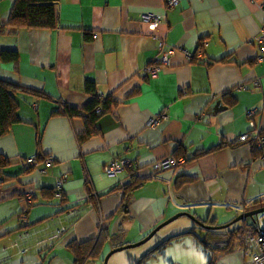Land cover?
I'll return each mask as SVG.
<instances>
[{
	"label": "crops",
	"instance_id": "0c3cea01",
	"mask_svg": "<svg viewBox=\"0 0 264 264\" xmlns=\"http://www.w3.org/2000/svg\"><path fill=\"white\" fill-rule=\"evenodd\" d=\"M262 1L179 0L171 6L170 0H60L55 28L4 29L0 49L16 51L19 61L16 69L0 56V78L20 89V121L0 137V153L11 161L5 169L10 178L0 180V264H77L71 244L98 241L105 220L109 239L97 248L101 257L84 262L104 264L115 241H141L178 212L221 225L264 205V158L238 139L254 125L264 128V61L257 58ZM14 2L0 0V23ZM144 13L160 15V24L150 28ZM170 47H176L170 64L149 76L147 68ZM88 82L95 83L99 98L110 96L113 103L97 120V133L84 138V117L64 107L86 106L92 98ZM162 111L168 117L149 125ZM178 153L186 159L180 165L155 167ZM37 154L38 160L55 158L46 173L25 163ZM119 158L137 161L135 176L146 179L125 208L122 187L129 173L104 171ZM64 173L59 204L54 193L48 197L42 190L54 192ZM90 188L96 194L87 200ZM27 194L33 200L25 212ZM185 217L147 240L136 264L170 238L197 232L198 223ZM199 230L216 240L209 264L249 259L237 244L224 249L218 240L224 235ZM226 255L232 259L221 262Z\"/></svg>",
	"mask_w": 264,
	"mask_h": 264
},
{
	"label": "trees",
	"instance_id": "16d2710c",
	"mask_svg": "<svg viewBox=\"0 0 264 264\" xmlns=\"http://www.w3.org/2000/svg\"><path fill=\"white\" fill-rule=\"evenodd\" d=\"M59 2L60 0H15L6 20L0 23V35L3 33L4 29L8 26L13 28H22V27L49 28V29L55 28L58 25V21H59V14L56 7V5H58ZM189 52L191 53L192 58H188V59L194 58L195 60L197 54L194 55V53H192L191 51ZM0 56L5 61L15 62L17 69L19 56L16 51L0 49ZM86 88L92 95V98L84 108L79 110L78 108H74V107H64V111L69 115L71 116L82 115L84 117L86 124L85 132L83 133L84 138L92 136L93 134L97 133L96 130L97 120L101 115L107 113L110 110V107L113 103L110 96L104 99L98 97L96 93L95 83L88 82ZM19 91L20 89L18 87L0 78V137L7 134L12 128V126L20 121V117L18 113L20 107V101L18 95ZM35 94L39 96H43L42 93H35ZM98 108H101L100 112H97ZM259 128L261 130H264L263 127H259ZM38 142H40V140ZM241 142L250 144L248 141H241ZM207 151L208 150L200 151L197 152L195 155L196 156L203 155ZM181 154L183 153H178L175 156L178 157L181 156ZM39 156H40V159L38 160L39 164L37 165L36 168H39V170L41 171V169L44 166L45 156L42 155ZM158 161L155 162L156 168L158 167L156 166ZM25 163L26 165H28L26 161ZM10 165H11L10 159L5 154L0 153V180H4L5 178H10L5 173V169L8 168ZM158 168L169 169V168H160V167ZM31 169H32L31 167H27V170H31ZM124 171H127L129 173L131 180L125 183V185L122 187V190L124 191L122 208H125L127 206L134 191L146 181L145 178H138L135 176L137 172V165L134 168L126 167ZM113 190H117V189H113ZM42 193L43 195L49 197L53 193L55 194V188H54V192L51 191V189H46V190H42ZM62 203H64V199L60 198L59 204ZM263 214L264 213H261L259 217ZM241 222L242 223L241 224L239 223V225H236L237 223L236 222L235 224H232L229 227L224 228L222 230L221 229L209 230V233L211 235L220 233V235L227 236V240L220 242V245L224 246V249L226 250L227 249L233 250L235 248V245L236 244L238 245L235 238L239 228L248 224L247 220H242ZM105 228H106L105 220H102L100 222L101 234L98 238V241L86 242L82 245L71 244V247H73L75 254L77 255L76 256L77 264H84L86 260L92 257L94 258L98 256L101 257V253H99V250L97 248H99L101 244L103 246L104 242L108 241L109 239V237L107 236V229ZM115 244L116 245L114 247H119L124 245L123 243L117 241H115Z\"/></svg>",
	"mask_w": 264,
	"mask_h": 264
},
{
	"label": "built area",
	"instance_id": "2783aa9c",
	"mask_svg": "<svg viewBox=\"0 0 264 264\" xmlns=\"http://www.w3.org/2000/svg\"><path fill=\"white\" fill-rule=\"evenodd\" d=\"M252 1L256 3L255 0ZM178 2L179 0H170L169 4L171 6H175ZM258 5L260 6L264 14V2L262 1ZM142 19L152 29L156 28L162 20L161 16L156 13H144L142 15ZM262 30H263L262 35L257 37V44L259 49L257 58L260 61H264V23L262 24ZM175 51H176V47H170L164 49L162 51V56L159 62L148 67L146 73L151 77L156 76L158 74L160 67L162 66L161 64L164 65L170 64L171 56L175 53ZM185 54L188 58H192L191 53L188 50H185ZM256 80H255L256 82L255 85H258L259 84L258 82L260 81L259 79ZM100 111L101 108H98L97 112ZM254 112L255 110H250L248 113L249 116H252ZM166 117H168L167 111H162L159 117L150 120L149 125L154 126L158 124L160 118H166ZM238 139L240 141H248L251 147L258 150L260 152V155L264 158V130H261L259 127L254 125L249 132L239 135ZM54 159L55 158L53 155L46 156L44 161V166L41 169V172L46 173L47 170L53 166ZM185 160L186 159L183 156L177 157L175 155H169L168 157L158 161L156 166L160 168H173L180 165ZM26 162L28 163V165L37 166L39 164L38 156L37 155L29 156L26 158ZM136 165L137 163L134 160L119 158L118 160L115 159L111 163L107 164L104 167V171L109 176H115L119 172L124 171L126 167L134 168L136 167ZM67 177H68L67 173H64V174H60L56 179L55 195L58 198H62V199L65 198V194H64L65 182L67 180ZM93 194H96V192H92V189L90 188L86 194V199L89 200L90 196ZM32 200H33V196L27 194V198L25 200L27 207H25V212L29 210L28 202H31ZM70 210L73 211L74 209H70ZM75 211L76 210H74L72 213H74ZM25 217L26 216H24L23 219H25ZM55 236L58 235H54V237ZM235 239L241 251L249 256V259L245 260L244 264H264V225H259L255 222L251 224L248 223L245 226L239 228Z\"/></svg>",
	"mask_w": 264,
	"mask_h": 264
},
{
	"label": "rangeland",
	"instance_id": "374dc122",
	"mask_svg": "<svg viewBox=\"0 0 264 264\" xmlns=\"http://www.w3.org/2000/svg\"><path fill=\"white\" fill-rule=\"evenodd\" d=\"M255 208L257 207H248L246 211ZM243 211H245V209ZM261 216L264 217V214ZM184 217L185 216H180L179 218ZM185 219L188 218L185 217ZM175 220L162 227L163 231H167V227L171 225ZM261 222L264 225V218L261 219ZM239 223L241 224L242 222L238 221L236 225H238ZM247 223L251 224L253 223V220L251 218H248ZM200 232L201 231L197 229V232L195 233L185 235L183 234L174 238H170L171 240L167 244H165L161 249H159L152 255H147V257H145L140 264H209L210 261L215 258V255L211 251L210 245L213 244L216 240L210 239L208 241V239H205V237H202L200 235ZM218 240L224 241L227 240V237L220 236ZM149 243L150 241H147L144 244L115 252L109 258L108 264H116V258L113 257H119V264H136L135 258L136 261L139 260L141 255H143L148 250L147 248L149 247H147V245H149ZM227 259H232V256L226 255L224 257H221V262Z\"/></svg>",
	"mask_w": 264,
	"mask_h": 264
},
{
	"label": "water",
	"instance_id": "95a60500",
	"mask_svg": "<svg viewBox=\"0 0 264 264\" xmlns=\"http://www.w3.org/2000/svg\"><path fill=\"white\" fill-rule=\"evenodd\" d=\"M261 213H264V205L257 207L255 209L252 210H248V211H243L242 213H240L238 216H236L234 219H232L231 221H229L228 223L225 224H221V225H214V224H209L206 223V219H199L196 215H194L193 213H190L188 211H181L178 212L174 215H172L171 217L167 218L165 221H163L162 223H160L157 227H155L146 237H144L141 241L135 242V243H131V244H126V245H122L119 247H114L113 249H111L107 255L104 258V264H108V260L111 257L112 254H114L117 251L126 249V248H130V247H134V246H138L144 242H146L147 240H149L156 232H158L162 227H164L165 225L169 224L170 222H172L173 220L179 218L180 216H188L191 219H193L194 221H196L198 223L199 226L203 227L204 229L207 230H220V229H224L229 227L230 225L238 222V221H242V220H247L248 218H251L253 220V222H256L258 220V217Z\"/></svg>",
	"mask_w": 264,
	"mask_h": 264
},
{
	"label": "flooded vegetation",
	"instance_id": "af4514ba",
	"mask_svg": "<svg viewBox=\"0 0 264 264\" xmlns=\"http://www.w3.org/2000/svg\"><path fill=\"white\" fill-rule=\"evenodd\" d=\"M259 218V217H258ZM254 223V222H253ZM257 224L261 225L260 222L257 220L256 221ZM199 229H201V226L198 227ZM203 228V227H202ZM204 229V228H203Z\"/></svg>",
	"mask_w": 264,
	"mask_h": 264
}]
</instances>
